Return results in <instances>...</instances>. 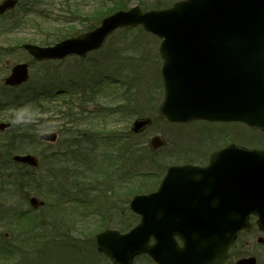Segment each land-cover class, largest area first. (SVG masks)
Listing matches in <instances>:
<instances>
[{"label": "rangeland", "instance_id": "obj_1", "mask_svg": "<svg viewBox=\"0 0 264 264\" xmlns=\"http://www.w3.org/2000/svg\"><path fill=\"white\" fill-rule=\"evenodd\" d=\"M33 1L38 5L29 8L32 7ZM114 1L20 0L15 10L0 19V23L18 24L11 27V34L0 39V48L6 47L9 40L16 42L20 47L12 53L0 54V89L12 65L29 60L28 54L22 48L23 43H49L57 41L63 35L85 32L98 10L111 7ZM178 1L180 0H124L126 9L139 4L145 11L171 6ZM160 43V38L146 32L142 27L121 28L113 32L99 50L82 58L70 56L60 63L47 62L46 67L44 64V72H39L38 69L43 67L38 66L37 71H33L29 81L22 88L7 93L0 92L7 94L8 100H12L16 95L28 96L40 90L49 94L58 90L71 93L68 88L70 83H76L78 89V93L73 96L66 92L65 99L56 97L52 102L50 99L45 100L48 103L32 100L26 102L27 105L18 111H9L12 107L8 106L7 112L0 113V119L13 117L16 122H23L22 125L29 122V128L32 129L26 137H14L13 133L21 135L18 128L25 126L14 127L9 134L0 135L1 164H10L15 154L25 153L36 155L40 163L37 169H31L35 178L23 179L25 186L14 183V175L20 172L17 165H2L4 171L2 170L0 176V264H68L64 260L75 261L76 253H79L81 260L88 256L93 264H113L98 253L95 245L97 233L108 228L127 232L139 222V216L130 208V202L136 194L155 191L167 168L184 163L190 158L191 150L203 147L206 145L203 143L207 141L208 144H219L218 135L212 133V124H170L160 118L158 109L165 94ZM47 70H50V73L45 75ZM68 99L70 101H66ZM37 104H44L46 108L40 116L39 107L33 118L30 119L29 115L21 116L23 112H33L32 105ZM69 106L74 116L63 117L62 112L58 110L67 112ZM38 118L51 121H46L44 125L40 124ZM142 118H151L152 123L139 133H134V122ZM15 128L17 129L13 131ZM66 128L70 129L72 134H80V130H97V136L101 138L91 147L94 148L91 154L92 157L95 155V163H86L84 169L87 176L84 180L80 179L82 186L75 191L79 201L64 197L61 200L60 195L49 189V184H54L58 189L59 178L63 179L65 170H75L72 161L55 162V167L53 164H46L44 158L39 155L42 145L36 144L37 135ZM117 134L124 135L125 139L116 141L112 152L110 142H113V136ZM191 134L198 138L192 139ZM154 135H160L166 140L165 147L156 150V153H152L149 146V141ZM63 139H66V136H62L60 140ZM241 141L250 147L263 146L264 131L241 124ZM120 144H123L120 147L126 156L124 162H128L124 164L125 179L124 174L120 173L124 163L122 159L116 162V166H112L117 170L113 169L110 173L112 175H107L112 168L108 156L115 157L118 154L115 151L120 148ZM131 145L137 148L128 151ZM64 148L66 151L72 150V147ZM131 152L132 160L129 159ZM129 160L136 172H143L142 177L128 178ZM48 166L51 172L44 177L48 171L45 172L44 169H48ZM12 173L14 174L11 175ZM130 187H139L140 191L131 192ZM31 196L45 201V206L33 209L29 203ZM24 211H30L32 214L20 216ZM72 220H75V226L66 227L71 226L69 222L73 224ZM253 223L254 227H257L255 221ZM255 233L256 229H253L242 234L231 247L229 258L224 264H236L238 258L245 253L256 256L257 264H264V245L257 243ZM247 241L250 242L249 245H245ZM74 245L77 246L75 249ZM32 249L34 250L31 251ZM134 263L156 264L144 255L138 256Z\"/></svg>", "mask_w": 264, "mask_h": 264}, {"label": "water", "instance_id": "obj_2", "mask_svg": "<svg viewBox=\"0 0 264 264\" xmlns=\"http://www.w3.org/2000/svg\"><path fill=\"white\" fill-rule=\"evenodd\" d=\"M16 2L5 1L0 14ZM137 25L163 38L165 99L159 108L163 120L242 121L264 128V0H184L171 8L146 12L136 5L54 46L26 44L25 48L39 60L83 56L98 49L115 29ZM28 77L27 65L19 64L6 83L19 85ZM150 122L137 120L133 129L139 132ZM9 126L1 123L0 130ZM44 138L54 140L55 136L45 134ZM150 144L156 150L165 141L154 136ZM223 154H214L205 168L170 167L159 191L136 195L131 201L141 222L125 234L101 232L99 250L118 264H133L142 253L158 264L223 263L237 232L248 227L250 214H257L264 228V150L242 149L241 175L234 180L226 178L227 170L218 169ZM15 160L37 164L31 155H17ZM213 173L225 175L218 180L211 177ZM219 182L225 185L219 187ZM208 183L217 185L208 188ZM198 195L201 205L192 207L190 198ZM208 195L220 199L208 202ZM31 203L43 204L35 197ZM175 236L182 239V246ZM237 264H257V260L242 258Z\"/></svg>", "mask_w": 264, "mask_h": 264}, {"label": "flooded vegetation", "instance_id": "obj_3", "mask_svg": "<svg viewBox=\"0 0 264 264\" xmlns=\"http://www.w3.org/2000/svg\"><path fill=\"white\" fill-rule=\"evenodd\" d=\"M3 1H5V0H0V3H2ZM13 10H15V8H13L11 10H7L3 14H0V19L7 17L9 15V13L12 12ZM12 32L13 31H12L10 23L9 24H6L5 22L0 23V39H2L4 37V35L11 34ZM18 48H20V47L18 46V44L16 42H11L9 40L8 44H6V47L0 48V54L12 53L14 51V49H18ZM25 52L28 54L29 60L28 61H22L19 63H27L28 72H29V79L32 76L33 71H35V70L37 71L38 66L43 67V69H41V70L38 69V71L44 72V64L45 63L47 64V62H54V60L53 61H35V60H33V57L31 55H29V53L26 50H25ZM56 62L60 63L61 61L57 60ZM19 63L13 64L12 67L10 68V72L5 75V77L3 79V87L0 89V92L17 91L18 89L22 88V86H24L29 81L28 80L27 82H25L19 86H9L5 83V79H7V77L12 74L13 69ZM46 64H45V67H46ZM0 72H1V70H0ZM49 73H50V70H47L45 72V75H47ZM59 92L57 94H54V93L49 94V93H45V92L44 93L39 92L36 94L33 93L31 95H28V96L24 95L23 97H26L27 99H29V98H31V99L42 98L45 100L54 99L56 97H60V98L63 97L64 98L66 95V91L65 90H59ZM6 95L7 94H1L0 93V99L5 98ZM208 123H211L213 126L212 127L213 128V131H212L213 135L214 134L218 135L219 144L215 145L217 142H212V144H208L207 143L208 141H207V142L203 143V144H206L203 147H198L196 149L193 148L194 150H191V152H189L190 158L181 164H192V165H198V166H202V167L208 166L211 163V158H212V155L214 153L219 152V151L224 150V149H229L228 152L225 154V156L223 158H221L219 165H218V169L229 171V173H226L227 175H229L228 178L236 179L240 175V173L238 172L239 167L236 165V161L238 159V150L237 149L238 148H245V149L260 148V149H264V145L259 146V147H250L247 144L243 143L241 141V124H242L241 122H236V121L210 122L209 121ZM67 129L68 128H66L65 130L57 129V130H51V131L45 132V133L54 132L57 136L56 142L40 140L39 135H37L38 142L36 144L42 145V148L40 151L41 154H39V155H41V157L44 158V161L46 162V164L51 165V164L55 163L56 161H58V158H62L64 160L65 156L67 154H68V157H67L68 161H74L77 165L80 163V158L78 156L75 155L74 158H72V156L70 155L71 150L70 151L64 150L65 149L64 147L77 148L79 146L78 138H77L79 136V134L78 133L72 134L70 129H68V130ZM3 134H5V133L0 131V135H3ZM62 136H66V139L60 140ZM194 137L198 138L195 134L194 135L191 134V138L195 140ZM212 138H213V136H212ZM193 145H197V144L193 143ZM73 154H76V152H73ZM16 165L18 167V170H20V172H17V173L14 172V173H16L14 175L15 179L16 178H24L25 179L32 174L31 169L34 170L33 167L26 165V164H23V163H17ZM44 171L45 172L47 171L44 176H48L51 172L49 166H48V169L46 167L44 169ZM14 173H12L11 175H13ZM219 175H220L219 173L213 174V177L219 178ZM0 176H1V161H0ZM74 176H75L76 180L73 183L65 184L66 185L65 187H68V189L70 191H72L74 189V191H73L74 192V199L76 201V200H78V197L75 195V191L78 189L77 188V186H78V173L75 172ZM190 200H191V205L194 207H196L197 203L201 201V199H194V198H191ZM39 208H42V206L36 207V209H39ZM29 212L30 211H24L20 214V216L21 215L22 216H28V215L32 214V212H30V213ZM63 213L66 214L65 212H63ZM74 217H76V215H74ZM251 220H252L251 226L246 230L240 231L238 233L236 241L240 238V236H242V234L249 233L253 229H256V233H255L256 241L258 244L264 245V230L259 228V226L257 224H256L257 227H254L253 221L257 220L256 216H252ZM72 221H73V224L71 222H69L71 224V226H66V227H70V228L72 226L74 227L75 226L74 224L76 222H74L75 220H72ZM66 224H68V222H66ZM60 225L62 226V224H60ZM63 235L65 236L67 234H63ZM6 237L9 238L8 234H6ZM249 244H250V242L247 241L245 245H249ZM249 256H253V255L251 253H245V254L241 255L240 257H249ZM73 264H93V261H91V259L88 257L85 260L77 259V260H75V262Z\"/></svg>", "mask_w": 264, "mask_h": 264}, {"label": "trees", "instance_id": "obj_4", "mask_svg": "<svg viewBox=\"0 0 264 264\" xmlns=\"http://www.w3.org/2000/svg\"><path fill=\"white\" fill-rule=\"evenodd\" d=\"M126 8H127V4L124 2V0H115L111 7H107L106 9L103 8L101 10H98V13L95 15V18H93V21L91 20L88 28L85 29V30H89V29H92L95 26H97L100 23V20L104 16H106V15H108V14H110V13L116 11V10L126 9ZM65 37H66V35H65ZM115 77L117 79H119L117 76H115ZM86 144L87 145H90V146H93L89 142H86ZM135 148H137V146H132L131 145L128 148V151H129V149L131 151L132 149L134 150ZM93 149L94 148H83V151H81L83 158H87V157L94 158V157H91L93 155V154H91L92 151H93ZM152 153H154V152H152ZM118 157H120V159H118V160H121L122 159V162H124V160L126 159L125 152L122 149L119 150ZM129 159L132 160V152L130 153ZM118 160L115 159V158L114 159H111V164L113 165V163L117 162ZM130 160H129V165H128V169H129L128 178H131V179L132 178H137L138 179V178L141 177V174H143V172L142 171H137L136 172L135 169L132 168V166H134V165L133 164H130ZM86 163H87V161H84V162L81 163L82 168L86 165ZM127 163L128 162L125 161L123 163V167L120 169V171H121L120 173L121 174L123 173L125 177H126V173H125V169H124V164H127ZM92 168H93V164H92ZM92 168H91V171H92ZM130 186H131V184H130ZM133 190H135L137 192L140 191L139 187H130V191L133 192Z\"/></svg>", "mask_w": 264, "mask_h": 264}]
</instances>
